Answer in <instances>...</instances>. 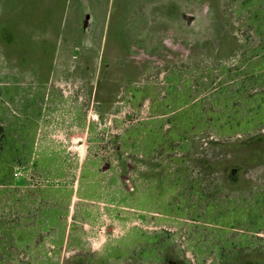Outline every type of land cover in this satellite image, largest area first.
<instances>
[{"label":"rangeland","instance_id":"374dc122","mask_svg":"<svg viewBox=\"0 0 264 264\" xmlns=\"http://www.w3.org/2000/svg\"><path fill=\"white\" fill-rule=\"evenodd\" d=\"M7 1L0 264H264V0H173L146 13L187 27L89 57L13 40Z\"/></svg>","mask_w":264,"mask_h":264},{"label":"crops","instance_id":"0c3cea01","mask_svg":"<svg viewBox=\"0 0 264 264\" xmlns=\"http://www.w3.org/2000/svg\"><path fill=\"white\" fill-rule=\"evenodd\" d=\"M10 1V3L9 0L7 1L8 7L5 9L8 14L5 30L13 35L11 36L13 40L79 42L73 43L75 48L72 53L74 56H79L84 52L86 57H89L93 51L98 52L101 49L97 47V42L106 40L114 27L116 28L113 33L125 34V24L130 26L129 34L133 35L132 38L139 40L153 39L154 36L164 38L169 30H173L174 16L172 14L168 17L157 16L156 11L146 13V10L168 9V6L173 4L175 7L182 5L178 6L173 0H132L130 4L126 0ZM33 14L41 17L40 24L33 22L36 27L29 28L27 23ZM77 20L78 30L71 29ZM85 67L89 70V65L86 64V66H76L73 73L82 76L81 72H84ZM33 72L28 74L31 75ZM99 78L101 79L98 84L102 80L104 86V73Z\"/></svg>","mask_w":264,"mask_h":264},{"label":"flooded vegetation","instance_id":"af4514ba","mask_svg":"<svg viewBox=\"0 0 264 264\" xmlns=\"http://www.w3.org/2000/svg\"><path fill=\"white\" fill-rule=\"evenodd\" d=\"M185 9H187V8H185ZM191 19V18H190ZM189 15L188 14H181V15H179L178 17H175V19H174V25L177 27L178 26V23H179V25L182 27V28H184V25L187 27V24H188V22H189ZM184 24V25H183Z\"/></svg>","mask_w":264,"mask_h":264},{"label":"trees","instance_id":"16d2710c","mask_svg":"<svg viewBox=\"0 0 264 264\" xmlns=\"http://www.w3.org/2000/svg\"><path fill=\"white\" fill-rule=\"evenodd\" d=\"M7 62L9 63V65L14 66V64H12V60H11V58H9ZM34 71H35V70H34ZM36 75H37L36 72H33V74H31V76H36Z\"/></svg>","mask_w":264,"mask_h":264},{"label":"built area","instance_id":"2783aa9c","mask_svg":"<svg viewBox=\"0 0 264 264\" xmlns=\"http://www.w3.org/2000/svg\"><path fill=\"white\" fill-rule=\"evenodd\" d=\"M21 173H22V171H21L20 169H17V170H15L14 175H15V176H18V175H20Z\"/></svg>","mask_w":264,"mask_h":264},{"label":"water","instance_id":"95a60500","mask_svg":"<svg viewBox=\"0 0 264 264\" xmlns=\"http://www.w3.org/2000/svg\"><path fill=\"white\" fill-rule=\"evenodd\" d=\"M190 19V18H189Z\"/></svg>","mask_w":264,"mask_h":264}]
</instances>
